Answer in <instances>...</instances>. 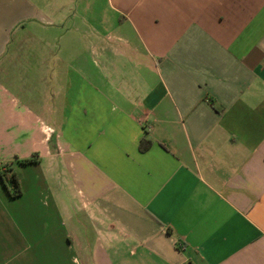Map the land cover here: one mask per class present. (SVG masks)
<instances>
[{
    "label": "crops",
    "instance_id": "obj_1",
    "mask_svg": "<svg viewBox=\"0 0 264 264\" xmlns=\"http://www.w3.org/2000/svg\"><path fill=\"white\" fill-rule=\"evenodd\" d=\"M263 59L264 0H0V264H264Z\"/></svg>",
    "mask_w": 264,
    "mask_h": 264
},
{
    "label": "trees",
    "instance_id": "obj_2",
    "mask_svg": "<svg viewBox=\"0 0 264 264\" xmlns=\"http://www.w3.org/2000/svg\"><path fill=\"white\" fill-rule=\"evenodd\" d=\"M36 155L27 159L17 160V165L36 163ZM0 184L9 198H16L20 195V188L15 173L11 169V163H0Z\"/></svg>",
    "mask_w": 264,
    "mask_h": 264
},
{
    "label": "built area",
    "instance_id": "obj_3",
    "mask_svg": "<svg viewBox=\"0 0 264 264\" xmlns=\"http://www.w3.org/2000/svg\"><path fill=\"white\" fill-rule=\"evenodd\" d=\"M261 65L264 68V59L262 60Z\"/></svg>",
    "mask_w": 264,
    "mask_h": 264
}]
</instances>
